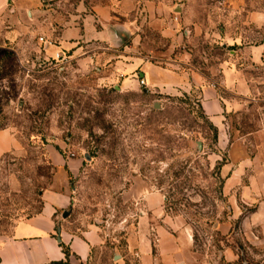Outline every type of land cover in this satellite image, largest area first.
I'll list each match as a JSON object with an SVG mask.
<instances>
[{
  "label": "rangeland",
  "instance_id": "374dc122",
  "mask_svg": "<svg viewBox=\"0 0 264 264\" xmlns=\"http://www.w3.org/2000/svg\"><path fill=\"white\" fill-rule=\"evenodd\" d=\"M82 1L92 0L60 10ZM98 1L129 26L119 48L100 45L94 60L0 52V130L20 145L0 159V236L63 183L73 199L66 227L103 239L91 264H139L128 241L143 217L189 230L199 264H264V81L247 98L219 88L232 104L221 144L200 87L158 88L140 72L125 73L128 86L109 79L133 56L220 84L223 66L248 63L245 49L264 42V0ZM50 149L80 159L79 173L59 172Z\"/></svg>",
  "mask_w": 264,
  "mask_h": 264
},
{
  "label": "crops",
  "instance_id": "0c3cea01",
  "mask_svg": "<svg viewBox=\"0 0 264 264\" xmlns=\"http://www.w3.org/2000/svg\"><path fill=\"white\" fill-rule=\"evenodd\" d=\"M68 3L71 0H0V52L26 53L35 61L62 56L94 60L100 45L109 48L123 45L129 26L113 15L108 5L98 0L82 1L72 14L64 15L60 9ZM245 55L248 63L241 66L228 63L222 67L220 84L196 72L177 73L133 56L125 58L129 62H117L109 79L115 82L121 76L123 84L128 86L132 81L125 79V73L140 72L142 78L158 88L182 84L200 87L202 109L219 128L222 144L227 139L220 128L223 113L232 104L219 93V88L234 97L247 98L252 94L254 82L264 81V42L245 49ZM249 68L257 74L247 71ZM19 147L18 140L10 131L0 130V159ZM48 154L61 173H65L67 166L68 171L76 176L82 167L78 158L66 160L54 149H50ZM41 199L42 207L37 214L17 221L10 234L0 236V264L63 261L65 254L58 237L73 253L72 264H91L93 251L103 246V239L96 228L75 233L66 227L68 217L65 218L64 214L69 213L73 202L68 188L63 183L51 187L41 194ZM3 218L0 209V223ZM147 220V217L141 219L136 234L128 241L129 251L138 255L139 264H199L189 230L150 226ZM225 255L229 259H237L236 253L230 250ZM124 264H128L127 261Z\"/></svg>",
  "mask_w": 264,
  "mask_h": 264
},
{
  "label": "trees",
  "instance_id": "16d2710c",
  "mask_svg": "<svg viewBox=\"0 0 264 264\" xmlns=\"http://www.w3.org/2000/svg\"><path fill=\"white\" fill-rule=\"evenodd\" d=\"M1 223H0V225H1ZM60 244H61V247L63 248L64 254H65V260L60 261V262H53L51 264H72L70 259L73 256V253L71 252L69 247H67L66 245H64L62 243H60Z\"/></svg>",
  "mask_w": 264,
  "mask_h": 264
},
{
  "label": "water",
  "instance_id": "95a60500",
  "mask_svg": "<svg viewBox=\"0 0 264 264\" xmlns=\"http://www.w3.org/2000/svg\"><path fill=\"white\" fill-rule=\"evenodd\" d=\"M68 216H69V213H68V212H66V213L64 214V217L66 218V217H68ZM57 240H58V242H60V243L62 242V240H61V238H60V237H58V239H57Z\"/></svg>",
  "mask_w": 264,
  "mask_h": 264
},
{
  "label": "built area",
  "instance_id": "2783aa9c",
  "mask_svg": "<svg viewBox=\"0 0 264 264\" xmlns=\"http://www.w3.org/2000/svg\"><path fill=\"white\" fill-rule=\"evenodd\" d=\"M59 58H60V57H59ZM140 84L143 85V86L146 85V84H145V81H144L143 79L140 81Z\"/></svg>",
  "mask_w": 264,
  "mask_h": 264
}]
</instances>
